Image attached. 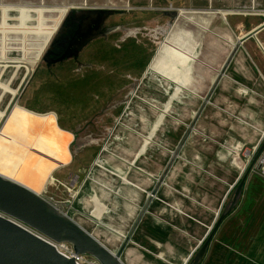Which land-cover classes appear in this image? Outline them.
Masks as SVG:
<instances>
[{"label":"rangeland","instance_id":"1","mask_svg":"<svg viewBox=\"0 0 264 264\" xmlns=\"http://www.w3.org/2000/svg\"><path fill=\"white\" fill-rule=\"evenodd\" d=\"M80 4L81 0H0V173L18 178L70 212L84 231L93 229L113 249L118 251L127 240L124 257L133 263L176 264L173 257L151 249L145 236L164 238L167 228L178 238L179 226L173 223L177 221L174 207L179 208L174 204L188 200L189 182L196 176L194 162L204 163L205 158L210 162L220 153L223 157L229 153V159L210 168L222 171L228 182L239 172L243 176L252 165L251 169L257 168L264 152L254 163L261 144L256 147L248 142L253 132L261 134L258 116L252 111L253 103L228 96L224 79L218 83L221 62L209 64L205 29L194 27L188 15L180 19L175 31L192 34L195 103L187 93L192 83L171 99L154 84L150 73L160 45L173 31L169 23L174 20L168 18L148 24L131 18V10H122L123 15L109 21L124 30L114 32L107 42H95L87 51L93 56L94 70L79 71L72 62L47 68L41 58L67 7ZM132 25L146 28L130 30ZM158 27L164 28L165 35L156 33ZM110 104L115 107L109 109ZM75 132L78 145L72 146ZM226 140L234 145L218 146ZM231 161L234 166L239 163L238 171L230 170ZM111 168L129 171L126 177L132 184L141 179L146 182L137 190L133 201L137 211L132 216L119 197L124 187L114 179ZM86 187L110 196L92 206L81 192ZM142 212L149 221L144 215L140 218ZM182 213L186 214L184 209ZM173 246L178 248V242Z\"/></svg>","mask_w":264,"mask_h":264},{"label":"crops","instance_id":"2","mask_svg":"<svg viewBox=\"0 0 264 264\" xmlns=\"http://www.w3.org/2000/svg\"><path fill=\"white\" fill-rule=\"evenodd\" d=\"M116 2L124 5L115 7L113 4ZM67 8L69 12L83 8L114 10L117 13L131 10L130 16L133 13L131 18L136 16L148 24H153L159 19L162 21L165 18L172 19L174 21L169 23L172 30L178 27L181 18H186L184 15H188L194 27L205 29L204 50L209 64L214 61L217 64L221 62L219 70L221 77L218 83L224 79L222 85L229 93L228 96H235L238 100L243 99L247 104L253 103L252 111L258 116L257 130L261 134L259 136V133L253 132V140H249L248 145L257 147L261 144L264 138V0H81L80 6ZM139 28L146 27L133 25L130 27L131 30ZM156 33L165 35L166 32L164 28L158 27ZM191 35L189 31H180L172 38L164 59L157 63L153 76L165 77L175 73L184 64H189L191 77L182 81L181 88L175 92V96L177 98L178 93L185 89V84L188 83L189 88L192 83L193 89L187 90V93L191 94L189 98L195 103L197 87L193 77L195 56L191 38L189 39ZM244 113H247L246 110ZM239 142L236 141L241 145ZM232 145H234L232 140H226L220 142L218 146ZM234 153L237 155L238 152ZM223 156L224 154L220 153L218 157L211 158L210 162L205 158L204 163H193L196 176H191L188 200L184 199L183 203L174 204L179 208L177 210L174 207L177 211L174 213L177 221L173 223L179 226L178 238H174L176 235L167 228L164 229V238L159 235L160 238L149 234L145 236L148 242L145 243L151 249L159 254L161 252L166 254L169 259L173 257L176 264L190 262L206 236L212 232L213 224L215 225L214 222L221 215L220 212L229 193L240 181L243 172L237 174L233 172L236 176L228 182L226 179L228 177L222 176V171L215 173L211 170L214 165H218L217 163L229 159V153ZM232 163L234 161H231L230 167H227L231 171H238L239 163L235 165L237 168ZM111 170L114 179L124 187L119 197L129 216H132V212L137 211L133 203L137 199V190H140L146 182L141 179L137 184H132L126 177L129 171L123 172L118 168ZM87 188L81 192H85L83 195H87L88 202L92 206L100 204L103 198L110 196L107 191L102 192L93 187L86 190ZM183 209L186 214L181 215ZM143 215L144 212L141 213V219L145 216ZM146 220L149 221V218ZM174 241L178 242V248H174ZM172 250L175 251L173 256ZM158 259L160 260V257ZM158 259H155L156 263ZM199 264H264V175L257 169L253 168L247 172L235 208L213 233Z\"/></svg>","mask_w":264,"mask_h":264},{"label":"water","instance_id":"3","mask_svg":"<svg viewBox=\"0 0 264 264\" xmlns=\"http://www.w3.org/2000/svg\"><path fill=\"white\" fill-rule=\"evenodd\" d=\"M116 13L117 12L114 10L91 8L81 11H68L44 52L41 58L42 61L49 62L48 58L51 55L52 48L65 32V23H67V20L71 15L76 17L75 21L77 22L80 15H85L87 19L101 16V19L104 20ZM81 45L83 46L84 42H81L80 46ZM29 79L24 86L20 88L18 97L10 103L8 110L5 113L6 116L16 104ZM72 135L74 139L71 144L72 146H75L77 133H72ZM263 152L264 139L259 147L256 157L254 158L255 161L253 160L254 163ZM252 166L249 167L248 171H250ZM246 174L237 184L228 204L216 220L214 230L235 208L240 197ZM65 205L68 206V203ZM0 213L22 223L55 243L70 244L76 255H89L96 259L100 264H135L122 255L127 240H125V243L118 251H115L93 229L84 231L74 219L53 203L1 173ZM214 230L206 236L199 250L195 253L188 264L200 263L212 239ZM0 264H75V262L74 258H65L50 244L34 236L11 220L0 216Z\"/></svg>","mask_w":264,"mask_h":264},{"label":"flooded vegetation","instance_id":"4","mask_svg":"<svg viewBox=\"0 0 264 264\" xmlns=\"http://www.w3.org/2000/svg\"><path fill=\"white\" fill-rule=\"evenodd\" d=\"M77 10H87V8ZM115 15L123 14L116 13ZM112 16L102 20L101 16L87 19L85 15H80L76 22V17L71 15L67 23H65V32L52 48L51 55L48 58L49 62H44L47 68L50 69L67 62H72L79 71L94 70L95 64L91 62L93 56L87 53L88 49L95 44V42H107L114 32L124 30L123 26L110 23L109 19ZM81 42H84L83 46H80ZM93 55H98V53H93ZM112 106L115 107V105L110 104L109 109H112ZM77 141L78 135L75 140V146L78 145Z\"/></svg>","mask_w":264,"mask_h":264},{"label":"bare ground","instance_id":"5","mask_svg":"<svg viewBox=\"0 0 264 264\" xmlns=\"http://www.w3.org/2000/svg\"><path fill=\"white\" fill-rule=\"evenodd\" d=\"M183 17V16H182ZM179 20V19H178ZM180 31H175V29L172 31V33L168 34L167 38L164 40V42L162 43L156 57L154 58L151 66H150V73L153 76L154 75V71H155V67L157 65V63L161 60L164 59L165 56V52L168 48V45L170 43V41L172 40L173 37L176 36V34H178ZM190 66L189 64H184L183 66H181L180 68H178V70L168 76L165 77H159L156 78L153 76V82L154 84L159 87L163 94L166 96L167 94L171 95V99L176 98L175 96V92H177L180 88H181V83L183 79H190L191 75H190ZM148 77V76H147ZM151 77V76H150ZM140 87V85L138 86ZM145 93V92H144ZM143 93V94H144ZM158 94V93H157ZM156 94V95H157ZM150 95V94H149ZM159 96V95H158ZM163 96V95H162ZM150 101V100H149ZM157 101V100H156ZM137 102V101H136ZM165 103V102H164ZM161 107V106H160ZM135 108V107H133ZM130 114V113H129ZM125 116V115H124ZM195 116V115H194ZM131 117V116H130ZM122 120V119H121ZM125 122V121H124ZM119 127V126H118ZM122 131V130H121ZM120 132V131H119ZM125 132V131H124ZM126 142V141H125ZM117 144V143H116ZM118 145V144H117ZM116 149V148H115ZM125 149V148H124ZM123 151V150H121ZM129 152V150H128ZM127 153V152H126ZM129 155V153H128ZM111 156V155H110ZM144 157V156H143ZM109 160V159H108ZM101 168V167H100ZM112 171V170H110ZM107 172V171H106ZM116 175L118 173H115ZM10 178H12L13 180L17 181L18 183H20L21 185L25 186L26 188L32 190L33 192H35L33 189H31L29 186H27L25 183H23L21 180H19L18 178L14 177V176H9L6 175ZM36 193V192H35ZM38 194V193H37ZM40 195V194H38ZM82 194H79V197L81 198ZM41 196V195H40ZM154 197V196H153ZM70 208H72V206H70ZM61 209V208H60ZM66 214H68L70 217V212H66ZM105 236V235H104ZM109 242V241H108ZM110 244V243H109ZM115 251H117V248L114 249ZM124 256V253H123ZM126 256V255H125ZM127 258V257H126Z\"/></svg>","mask_w":264,"mask_h":264},{"label":"built area","instance_id":"6","mask_svg":"<svg viewBox=\"0 0 264 264\" xmlns=\"http://www.w3.org/2000/svg\"><path fill=\"white\" fill-rule=\"evenodd\" d=\"M258 166H257V170L264 175V156H261L258 161ZM1 217H4L8 220H11L12 222L16 223L17 225H19L20 227L24 228L25 230H27L28 232H30L31 234H33L34 236L38 237L39 239L45 241L46 243L50 244L51 246H53L55 248V250L62 256H64L67 259H72L74 258V262L75 264H100L96 259H94L93 257L89 256V255H76L73 251V248L70 244L68 243H55L53 241H51L50 239L44 237L43 235L37 233L36 231L30 229L29 227L23 225L20 222H17L7 216H5L4 214L0 213Z\"/></svg>","mask_w":264,"mask_h":264},{"label":"trees","instance_id":"7","mask_svg":"<svg viewBox=\"0 0 264 264\" xmlns=\"http://www.w3.org/2000/svg\"><path fill=\"white\" fill-rule=\"evenodd\" d=\"M214 228H215V226L213 227V230H214ZM216 229H217V228H216ZM216 229H215V230H216ZM213 230H212V232H213ZM215 230H214V232H215Z\"/></svg>","mask_w":264,"mask_h":264}]
</instances>
